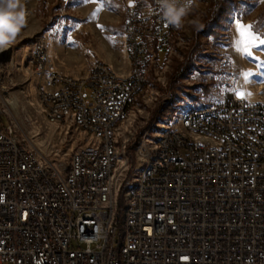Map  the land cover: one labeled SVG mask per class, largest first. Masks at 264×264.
<instances>
[{
	"label": "built area",
	"instance_id": "1",
	"mask_svg": "<svg viewBox=\"0 0 264 264\" xmlns=\"http://www.w3.org/2000/svg\"><path fill=\"white\" fill-rule=\"evenodd\" d=\"M166 4L178 11L190 0L131 6L134 77L109 74L99 61L87 78L53 69L44 76L42 70L41 91L53 105L55 123L87 126V134L104 137V145L93 139L58 168L32 147L16 145L13 123L0 126V264H264V101L241 100L235 93L187 118L188 127L209 129L215 144L203 145L200 137L187 138L177 129L163 131L162 167L151 170L133 206L127 261H102V250L117 248L122 200L135 169L133 164L120 181L117 201H110L105 177L110 165H118L110 126L134 94L145 92L143 71L173 38L170 28L178 19L165 15ZM39 58L47 64L45 51H36L32 68H39ZM68 108H78L79 119ZM134 134L127 131L121 142L128 146ZM152 138L139 147L146 158ZM91 154L99 155L98 163L90 162ZM81 239H97V246L82 247Z\"/></svg>",
	"mask_w": 264,
	"mask_h": 264
},
{
	"label": "rangeland",
	"instance_id": "2",
	"mask_svg": "<svg viewBox=\"0 0 264 264\" xmlns=\"http://www.w3.org/2000/svg\"><path fill=\"white\" fill-rule=\"evenodd\" d=\"M140 1L111 0V7L105 6L93 16L98 3L13 0L18 5L15 12L23 15L22 22H10L16 29L15 34L0 24L4 40L13 43L11 50L0 58V80L5 86V89L0 87V102L6 108V112L0 114V126L6 128L16 122L18 135L28 136L35 149L58 168H62L61 163H69L78 145L93 139L97 141L75 124L53 123L46 119L37 95L41 77L28 59L38 40L47 37V69L81 78L87 75V69L91 70L94 62L101 61L119 74H128L131 61L123 20L128 8ZM212 4L213 0H193L191 9L184 13L179 26L172 32L167 50L151 58L146 90L122 127V136L129 130L135 133L127 147V155L136 166L134 175L139 176L145 165L144 161H139L138 148L146 136L151 137L163 127L186 131L180 117L178 122L175 120L176 114L223 99L239 90L251 93L246 96L250 101H264L261 78L254 76L249 82L243 75L246 71L256 73L258 61L238 55L232 46L237 18L245 25L252 24L264 31L261 28L264 0L228 3L230 8L225 15L216 17L215 22L210 18ZM213 30L215 33H211ZM254 55L264 59L259 51ZM12 99L16 102H11Z\"/></svg>",
	"mask_w": 264,
	"mask_h": 264
},
{
	"label": "bare ground",
	"instance_id": "3",
	"mask_svg": "<svg viewBox=\"0 0 264 264\" xmlns=\"http://www.w3.org/2000/svg\"><path fill=\"white\" fill-rule=\"evenodd\" d=\"M193 4V0H190V4H186L184 12L182 15L178 17V22H176V28L179 26L180 22L183 19L184 13L191 9ZM129 20H131V6L127 10V14L123 20L124 28H125V41L127 50L129 52V58L131 61V67L129 73L126 75L119 74L116 72L109 64L99 61V65H101L104 69L109 70V74H116V77H134L136 72V54L134 51V43L132 41V29L127 28L129 26ZM176 28H170V35ZM171 43V39H167L166 42V50ZM47 44V37L40 38L36 44L35 51L31 54L28 59V62H33L34 57L36 56V51H45V55H47L48 47ZM13 46L12 41H5L0 43V58L2 59L3 54H6L11 50ZM9 54V53H8ZM8 57V56H7ZM10 58V57H9ZM1 62V61H0ZM14 63V62H13ZM31 66V64H30ZM33 70L39 73V76H42L41 81L37 84V95L39 101L43 108V113L46 119L50 122L55 123V119H53V105L51 102H47L44 99V94L41 91L42 87H46V78H43L42 70H44V76H51V70L47 69L46 58H39V68H32ZM88 74L81 78H87ZM148 77H149V69H145L143 71V86L147 87L148 84ZM78 78V77H76ZM1 80H0V87H1ZM1 88L5 89V86ZM243 92L242 90H239ZM142 94H134L133 102L128 104V110L125 113H122L118 120H115L112 126H110V135H109V144L111 146V154L113 159H118V165H110V172L106 173L105 177V184H106V192L110 194V201H117L118 194H120V181H126L129 169L133 166L132 162L129 159V154L127 155V147L126 142H121L122 136V127L123 124L126 123L130 117L132 109L135 107L136 102ZM172 97H170V100ZM11 102H16L12 99ZM1 103V102H0ZM13 103V104H14ZM2 109L6 108L2 104ZM204 105L199 108H191L186 111H183L180 115L176 114V121L180 117L182 124L185 128V132L178 131V133H185L187 138H196L197 136L200 137V143L203 145H211L216 143V136H209V129H204L202 127H188V120L190 113L193 111H203ZM68 115L72 117V119H79V111L78 108H68ZM29 119L25 118V121ZM12 129V136L13 142L16 145H24V147H32L34 149V153H39L32 144L28 136L21 137L18 135L16 131L18 128V124L15 122L13 123ZM76 125V124H75ZM83 131L87 133V126H78ZM170 127H163L161 131L156 132L153 134V138L149 141V150L150 156L146 158V151L142 150V148H138V153L140 159L146 158L144 160L145 165L141 169L140 175H134L133 180L128 182L125 192V199L122 200L121 205V218H120V226L118 227V243L117 248L112 249H104L102 250V261H110L111 259H117V262H124L127 261V247H128V238L129 234L132 231V213H133V206H136L138 193L141 189L145 186V181L150 177L151 170L154 167H162V160H163V145H164V136L163 131H172ZM184 131V129H183ZM97 141H94L95 145H104V137L102 136H94ZM76 149H83V144H80L76 147ZM90 162L91 163H98L99 162V155L98 154H91L90 155ZM62 167L64 164L61 163ZM136 167V166H135ZM136 170H134L135 172ZM118 173V176L117 174ZM124 175V176H123ZM113 213H120V206H113ZM81 246L82 247H95L97 246V239H81Z\"/></svg>",
	"mask_w": 264,
	"mask_h": 264
},
{
	"label": "snow or ice",
	"instance_id": "4",
	"mask_svg": "<svg viewBox=\"0 0 264 264\" xmlns=\"http://www.w3.org/2000/svg\"><path fill=\"white\" fill-rule=\"evenodd\" d=\"M83 2L98 3L99 6L93 13V16L98 15V13L103 10L105 6H112L111 0H83ZM234 23L236 25V35L232 42L233 50L238 55L246 57L250 61H258V63H256V68L258 71L256 73H253L252 71L244 72L243 75L245 80L251 82L250 78L258 76L261 78L262 82H264V59L254 55L256 51L264 54V31H261L252 24L245 25L239 18H237ZM3 27L7 28L13 34L16 32V29L11 25H3ZM98 27L103 28L101 25H98ZM261 28H264V24L261 25ZM2 42H4V37L2 34H0V43ZM248 95H251V93H243L240 91L235 92V96L241 100L245 99Z\"/></svg>",
	"mask_w": 264,
	"mask_h": 264
},
{
	"label": "clouds",
	"instance_id": "5",
	"mask_svg": "<svg viewBox=\"0 0 264 264\" xmlns=\"http://www.w3.org/2000/svg\"><path fill=\"white\" fill-rule=\"evenodd\" d=\"M0 6H2V11H0V24L2 25H10L11 21H16L17 23L22 22V12H15L17 9V3L13 2V0H0ZM166 12L165 15H168L170 19H173L175 22L180 15L183 14L184 9L180 8L178 11L174 9L173 5L166 4L165 5ZM176 12L175 17H172V13Z\"/></svg>",
	"mask_w": 264,
	"mask_h": 264
},
{
	"label": "trees",
	"instance_id": "6",
	"mask_svg": "<svg viewBox=\"0 0 264 264\" xmlns=\"http://www.w3.org/2000/svg\"><path fill=\"white\" fill-rule=\"evenodd\" d=\"M237 0H213L210 18L212 19L211 22L216 21V17L219 15H225V11L230 8L228 3H236ZM209 25V24H208ZM207 25V26H208ZM211 33H215V30L211 31ZM165 116V115H164Z\"/></svg>",
	"mask_w": 264,
	"mask_h": 264
},
{
	"label": "crops",
	"instance_id": "7",
	"mask_svg": "<svg viewBox=\"0 0 264 264\" xmlns=\"http://www.w3.org/2000/svg\"><path fill=\"white\" fill-rule=\"evenodd\" d=\"M125 54H126V56H128V54H127V51H125ZM51 69H53V68H50V70H51ZM53 70H54V69H53ZM89 71H90V70H89V69H87V71H86V74H88V73H89ZM41 79H42V76H41Z\"/></svg>",
	"mask_w": 264,
	"mask_h": 264
}]
</instances>
